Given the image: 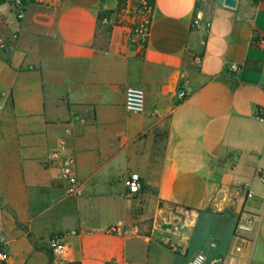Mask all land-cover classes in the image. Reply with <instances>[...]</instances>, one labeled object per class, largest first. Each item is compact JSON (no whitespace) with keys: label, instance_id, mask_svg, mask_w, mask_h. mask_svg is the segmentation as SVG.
<instances>
[{"label":"crops","instance_id":"0c3cea01","mask_svg":"<svg viewBox=\"0 0 264 264\" xmlns=\"http://www.w3.org/2000/svg\"><path fill=\"white\" fill-rule=\"evenodd\" d=\"M129 1L26 0L19 20L0 1L7 264H264V0H154L138 15ZM140 20L143 51L129 39ZM126 87L144 90L142 113L124 109Z\"/></svg>","mask_w":264,"mask_h":264},{"label":"built area","instance_id":"2783aa9c","mask_svg":"<svg viewBox=\"0 0 264 264\" xmlns=\"http://www.w3.org/2000/svg\"><path fill=\"white\" fill-rule=\"evenodd\" d=\"M3 4H6L14 11V16L17 20L22 19L24 14V7L26 0H0ZM145 4V0H141ZM149 14L150 11L144 12ZM193 25L199 24V18L195 17L192 21ZM206 27L209 23H206ZM149 34V23L147 20H140L137 22L130 33V42L137 46L141 51L144 50L147 43ZM254 45L264 50V37H258L254 41ZM199 61V60H198ZM234 70L235 67H232ZM186 96L185 91L179 90L177 92L178 102H181ZM145 108V93L141 88L126 87L124 91V109L127 112L142 113ZM1 113V106H0ZM256 118L259 121L264 122V110H259L256 114ZM75 159L72 156L62 159L61 177L67 183V193L71 196L78 197L81 195V183L75 174ZM258 179L264 183V170L258 169L256 172ZM143 188L141 178L138 174L134 173L128 176L126 180V190L128 195H135L139 193ZM245 197L250 198L252 196L251 191H244ZM251 225V221L245 214L240 215L237 218L234 235L240 237L243 231L248 230ZM109 233L116 232L115 228H109ZM8 241L4 233L0 230V264H7L9 260V254L7 249ZM49 251L55 261H66L67 249L65 243L60 237H53L49 241ZM66 264H79L76 262H67ZM107 264H116L114 261H109ZM187 264H205V256L202 253L194 255Z\"/></svg>","mask_w":264,"mask_h":264},{"label":"trees","instance_id":"16d2710c","mask_svg":"<svg viewBox=\"0 0 264 264\" xmlns=\"http://www.w3.org/2000/svg\"><path fill=\"white\" fill-rule=\"evenodd\" d=\"M120 1V0H118ZM153 4H154V0H145V4H143L141 2V0H139L138 2V6H139V12H146L147 10H149L151 12L152 8H153Z\"/></svg>","mask_w":264,"mask_h":264},{"label":"rangeland","instance_id":"374dc122","mask_svg":"<svg viewBox=\"0 0 264 264\" xmlns=\"http://www.w3.org/2000/svg\"><path fill=\"white\" fill-rule=\"evenodd\" d=\"M124 2H125V4H126V2L127 1H129V0H123ZM130 2V5L132 6V7H135L134 9H135V13H136V15H138L139 13V6H138V2H139V0H130L129 1ZM122 7H124V6H122Z\"/></svg>","mask_w":264,"mask_h":264}]
</instances>
